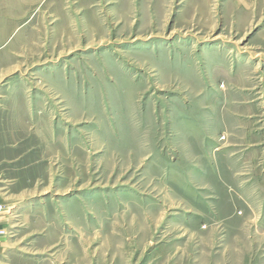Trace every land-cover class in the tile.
<instances>
[{
	"label": "rangeland",
	"instance_id": "1",
	"mask_svg": "<svg viewBox=\"0 0 264 264\" xmlns=\"http://www.w3.org/2000/svg\"><path fill=\"white\" fill-rule=\"evenodd\" d=\"M0 203V264H264V0H0Z\"/></svg>",
	"mask_w": 264,
	"mask_h": 264
},
{
	"label": "crops",
	"instance_id": "2",
	"mask_svg": "<svg viewBox=\"0 0 264 264\" xmlns=\"http://www.w3.org/2000/svg\"><path fill=\"white\" fill-rule=\"evenodd\" d=\"M7 187H8V184H7ZM7 187H5V188H7ZM5 227H6L5 221H4L3 217L0 215V231H1V229L5 230ZM3 240H4V237L2 235H0V251L2 249V246L4 245Z\"/></svg>",
	"mask_w": 264,
	"mask_h": 264
},
{
	"label": "built area",
	"instance_id": "3",
	"mask_svg": "<svg viewBox=\"0 0 264 264\" xmlns=\"http://www.w3.org/2000/svg\"><path fill=\"white\" fill-rule=\"evenodd\" d=\"M3 212V206L0 204V213Z\"/></svg>",
	"mask_w": 264,
	"mask_h": 264
}]
</instances>
